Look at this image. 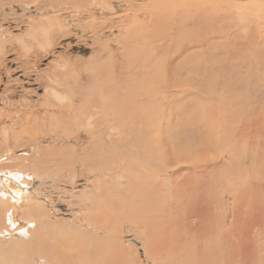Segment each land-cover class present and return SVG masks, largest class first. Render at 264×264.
Listing matches in <instances>:
<instances>
[{"label": "rangeland", "instance_id": "374dc122", "mask_svg": "<svg viewBox=\"0 0 264 264\" xmlns=\"http://www.w3.org/2000/svg\"><path fill=\"white\" fill-rule=\"evenodd\" d=\"M147 1L151 0H133L130 7L126 0H0V162L12 155L7 165L23 168L39 164L46 151L73 149L80 154L79 149L92 148L84 114L103 113L94 108L101 102L118 109L126 105L129 127L120 144L114 140L119 156L115 171H154L142 164V155L152 149L163 151L166 162H179L177 171L187 165L194 174L182 171L174 177L168 169L174 180L155 186L164 201L161 209L174 202L181 206L173 205V215L183 208L193 211L200 186L209 187L205 225H216L215 218L224 217V228L232 231L227 240L250 247L249 264H264V43L253 38L252 47L245 36H236L241 44L237 52L218 38L215 49L187 41L171 59L173 44L155 49L151 45L158 43V30L173 31L170 37L178 38L177 30L175 26L166 30L155 19L147 22L148 7H143ZM141 7L143 15L131 20V11ZM239 25L233 26L230 37L239 34ZM212 26L201 28L203 34L218 31L224 36L228 31ZM254 27L250 30L257 33ZM151 39L155 41L148 43ZM190 57L194 66L185 67L183 62ZM55 80L59 85L50 87ZM70 99L73 108L67 116ZM71 115H77L74 122H69ZM62 160L60 156L44 160L39 178L29 170L27 192L41 203L38 211L49 216L51 225L67 230L84 214L75 195L88 192L92 174L83 170L74 178L60 176L51 164ZM73 162L77 164V159ZM132 163L135 167L130 168ZM196 177L199 181L192 186L190 180ZM177 181L182 185L176 186ZM24 219L25 213L13 222L8 211L0 237L7 243H12L9 237L24 243L30 228ZM124 220L121 241L131 244L125 245L128 258L132 264H152L144 252L142 228ZM57 243L48 240L40 249L47 253Z\"/></svg>", "mask_w": 264, "mask_h": 264}, {"label": "bare ground", "instance_id": "6f19581e", "mask_svg": "<svg viewBox=\"0 0 264 264\" xmlns=\"http://www.w3.org/2000/svg\"><path fill=\"white\" fill-rule=\"evenodd\" d=\"M126 1L128 6L133 5V0ZM143 7H148L147 22L153 23L155 19L165 29L175 26L178 38L170 37L173 31L165 32L160 29L158 43L151 45V48L155 49L162 48L166 44H173L174 49L169 56L171 59L174 58L179 47L187 41L196 42L199 45L206 44L215 49V41H219L216 39L218 38L224 44L230 45L231 50L236 49L237 52L241 49V44L237 42L236 36L238 38L245 36L244 39L247 38L252 47H256L253 38H256L258 43H264L262 39L264 36L260 37L264 35V22H262L264 21V0H151L147 1ZM143 7L139 10L134 8L131 11L134 12L131 20L135 16L143 15L141 12ZM101 11L103 12L104 9ZM130 15L127 13V19H130ZM138 21L142 24L146 18ZM237 22L241 25L238 29L236 28L239 34L232 33L230 37V31ZM210 24L213 25L212 29L217 27L220 30L228 29V31L224 36H218L216 33L218 31L210 33V36L203 34L204 31L201 28L207 29ZM254 25L257 26V33L250 30ZM154 41L151 39L148 43ZM180 49L184 50L185 45ZM232 61H234L233 58ZM194 63L190 57L185 59L183 65L190 67L194 66ZM53 82L50 87L56 88L59 84L56 80ZM75 94L76 92L72 93L73 96ZM58 99L61 100L63 97ZM70 101L71 103L68 101L67 116L73 108L74 100L70 99ZM94 108H100L103 113L100 114V111L96 110V114L93 110L83 116L86 133L93 135L88 141L92 148L85 146L79 149L80 154L73 149L59 151L57 154H54L52 150L46 151L42 153L39 164L34 162L31 167L8 166L7 164L13 159L12 155L5 156V161L0 162V231L6 228L3 225V217L8 211H11L13 222L19 221V217L25 213L27 219H24V222L30 223V228L27 229L28 238L24 243H20L18 238L10 237L12 243H7V240L0 237V264H39L40 259L43 264H132L127 251L129 249L127 246L131 244L121 241V226L122 222H125L124 219H127L126 221L131 225L142 228L141 235L145 238L144 252L152 259V264H249L247 255L252 250L249 246L227 240L226 235L231 230L228 229L227 232L224 228L222 223L224 217H216V225H205L203 213L208 209L205 194H209V187L200 186L198 208L195 207L193 211L187 213V210L181 208L182 212L175 210L177 214L173 215L174 211L171 209L174 202H166L161 209L160 205L164 201L161 200L155 186L164 179L174 180L172 174H168V169H172L174 177L182 171L194 174L189 171L187 165L177 171L179 162H166V157L161 155L163 151L152 149L151 154L142 155L145 161L142 164L150 169L155 167L154 171H137L132 168L133 163L130 171H128L129 168L121 173L115 171L119 166L115 163L119 156L115 150L117 145L114 144L116 143L114 140H119L117 144H120L121 137L126 133L125 130L129 127V112L126 105L118 109L105 102L95 105ZM71 116L69 122H74L77 115ZM97 116L99 118L94 120ZM80 120L81 118H78L79 122ZM57 156L64 159L61 162L53 161L51 164L55 166L54 170L58 175L67 174L74 178L79 171L83 170L92 174L88 192L81 191L75 195L81 201V212L84 214L82 217H75L72 226L67 230L51 225L49 216L41 210L38 211L41 203L27 192L31 184L28 180L31 174L28 171L31 170L38 178L41 177L45 168L44 160L48 162ZM142 158L140 156V159ZM17 159L27 162L25 158ZM74 159H77V164H74ZM76 165L82 167V170L77 169ZM170 181L163 184L168 185ZM190 181L192 186H196L199 179L196 177ZM175 185L180 186L182 183L177 181ZM188 185L189 183L186 182L185 186ZM184 189L183 192L188 190L187 187ZM183 192H180V195ZM235 203H237L236 200ZM248 205L244 208L248 209ZM236 206L239 207V205ZM161 221L167 224L162 226ZM233 223L234 220L231 221V224ZM55 239L58 243L53 245V248L47 249V253L41 251L40 246L43 242ZM262 256L264 260V252Z\"/></svg>", "mask_w": 264, "mask_h": 264}]
</instances>
